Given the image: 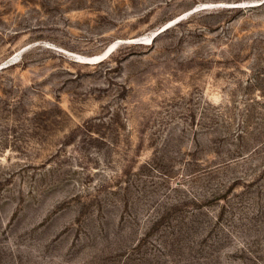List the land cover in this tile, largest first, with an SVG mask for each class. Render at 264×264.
<instances>
[{
    "label": "rangeland",
    "instance_id": "1",
    "mask_svg": "<svg viewBox=\"0 0 264 264\" xmlns=\"http://www.w3.org/2000/svg\"><path fill=\"white\" fill-rule=\"evenodd\" d=\"M0 264H264V0H0Z\"/></svg>",
    "mask_w": 264,
    "mask_h": 264
},
{
    "label": "bare ground",
    "instance_id": "2",
    "mask_svg": "<svg viewBox=\"0 0 264 264\" xmlns=\"http://www.w3.org/2000/svg\"><path fill=\"white\" fill-rule=\"evenodd\" d=\"M150 39H152V37H150ZM132 40V39H131ZM130 40V41H131ZM148 42V41H147ZM116 44V42H112L111 44H110V46H109V48L104 52H102L101 54H97V55H95V56H79V58H81V60H79V61H81V62H85V60L84 59H90V58H92V57H99V56H102L103 54H108L109 52H112L116 47H117V44ZM113 47V48H112Z\"/></svg>",
    "mask_w": 264,
    "mask_h": 264
},
{
    "label": "water",
    "instance_id": "3",
    "mask_svg": "<svg viewBox=\"0 0 264 264\" xmlns=\"http://www.w3.org/2000/svg\"><path fill=\"white\" fill-rule=\"evenodd\" d=\"M110 53L111 52H109L107 55L106 54H103L102 56H99V57H92L90 59H84V60H85L86 63H93V62H96V61H101V60L107 58ZM79 59L81 60V58H79Z\"/></svg>",
    "mask_w": 264,
    "mask_h": 264
}]
</instances>
